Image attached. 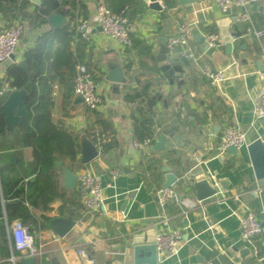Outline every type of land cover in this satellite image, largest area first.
<instances>
[{"label": "crops", "instance_id": "crops-1", "mask_svg": "<svg viewBox=\"0 0 264 264\" xmlns=\"http://www.w3.org/2000/svg\"><path fill=\"white\" fill-rule=\"evenodd\" d=\"M156 1L163 8L160 12L150 7V0H143L138 7L139 11L129 26L132 48L118 46L92 24L91 42L86 45V61L100 74L96 83L103 104L97 111L112 123L119 142V146L107 155H102L101 147L94 144L99 156L87 164V169L101 178L105 210L100 214L88 213L82 204L83 192L78 186L71 191L65 190L61 174L67 198L53 202L50 212H33L37 224L31 234L36 247L42 251V256L35 258L36 264H52L53 260L58 264H133L134 237L147 230H153L151 239L162 231L179 230L182 233L177 254L158 253L160 264H264V180H256L247 150L257 138L264 144V119L255 121L253 113L254 97L264 91V40L259 43L250 38H240L241 24L232 21L228 30L234 38V52L228 55L218 23L238 18L236 12L228 15L221 12L214 0H195L188 5H180L178 0ZM86 3L88 18L93 22L96 0H86ZM35 5L32 1L27 12L32 13ZM251 14L257 26L264 28V0L252 6ZM18 19L24 23V33L16 62L0 64V77L3 78L10 64L22 63L25 52L35 46L37 38L53 29L49 22L36 28L28 18ZM14 20L6 22L0 15V30L9 27ZM184 22L192 26L194 36L191 45L194 50L206 52L199 62L188 59L186 64L178 51L162 54L164 50H170L168 39L178 34V26ZM211 27L216 31L210 32ZM208 33L220 36L221 47L218 50H205L204 36ZM72 46H75L74 42ZM57 47L59 44H55L53 49ZM165 58L169 62H180L181 71L174 72L173 83L160 67L159 62ZM110 61L120 64L127 77V83L117 91L106 81ZM205 67L222 72L223 78L211 84L202 72ZM131 76L139 79L140 84L151 83V90L159 96L154 109L159 135L144 150L133 146L131 112L135 105L124 99L128 88L139 86ZM54 92L56 96H53ZM60 92V88L54 86L52 120H62L66 126L84 131L93 121L81 113L85 105L73 104L74 95L72 106L76 108L69 110L68 117L64 116ZM229 126L246 132V145L238 149L237 155L221 152L219 148L223 132ZM162 135L166 140L162 150L157 151L154 145ZM83 138L88 139L82 134L81 140ZM25 159L30 160L28 151H25ZM149 159H158L152 168L155 178L151 174L153 170L148 167ZM15 160L17 163L18 158ZM226 166L230 167L227 169ZM164 167H170L178 177L184 175L187 167H201L204 173L198 175L197 180H208L218 189V194L198 202L190 191L176 183L173 187L179 191L180 200L170 202L164 210L156 199L157 189L166 181ZM80 171L74 173L77 175ZM222 179L229 181L228 187L220 185ZM26 181L32 183L34 176ZM34 188L32 184L30 190ZM131 196H134L132 204L124 211ZM183 207L184 213L181 211ZM247 207L262 225V232L254 242H246L241 236L240 221ZM174 209L180 212L174 213ZM44 214L52 218L72 219L76 225L67 236L60 238L50 229V223L48 227H42ZM12 223L7 226L6 218L0 220V246L1 227L5 225V237L11 252L9 259H2L0 255V264H18L21 260L12 261L13 256L21 257L13 251ZM243 247L250 250L244 259L238 251ZM81 250L86 256L79 254Z\"/></svg>", "mask_w": 264, "mask_h": 264}, {"label": "trees", "instance_id": "trees-1", "mask_svg": "<svg viewBox=\"0 0 264 264\" xmlns=\"http://www.w3.org/2000/svg\"><path fill=\"white\" fill-rule=\"evenodd\" d=\"M104 3L113 13L125 10L130 24L143 0H104ZM30 5L31 0H0V15L6 22L28 18L36 28L45 25L49 16L56 11L64 10L68 18L66 26L42 34L37 38L35 46L25 52L22 63L27 65L28 70L22 68L21 63H12L6 68L2 80L8 87L26 90L28 93L26 117L12 133L7 130L6 116L1 109L10 92L4 93L0 98V188L5 200L7 223L20 220L29 226L31 233L37 224L33 212H50L53 202L68 196L62 187V173L56 171L55 161H63L73 172L87 169L88 165L79 159L82 134L101 147L102 155L116 149L119 142L115 138L112 123L97 110H90L86 106L81 113L91 117L93 121L82 132L66 126L62 120H52L54 86L61 90L63 115L68 117L69 110L76 108L72 106V99L78 64L88 67L95 82L100 77L99 72L86 61L87 43L83 40L76 41L80 21L88 18L86 0H42L40 5H35L32 13L27 12ZM209 30L216 31L214 27ZM55 44H59V47L53 49ZM256 50L260 51L257 47ZM131 79L139 83L137 87L128 88L124 95L128 104L135 105L131 112L133 138L138 142L146 139L154 142L159 135L154 110L159 96L151 90V83L140 84L135 76H131ZM25 151L30 155L28 161L25 159ZM15 158H18L16 164ZM156 161L149 159V169L154 168ZM229 167L226 166L227 169ZM152 170L151 174L155 178V171ZM158 173L162 174L160 170ZM30 176H34L32 183L26 181ZM32 184L35 188L31 191ZM173 212L180 211L174 209ZM41 218L42 227H48L53 219L45 214ZM1 232L0 255L2 259H9L11 252L5 237V225H2Z\"/></svg>", "mask_w": 264, "mask_h": 264}, {"label": "built area", "instance_id": "built-area-1", "mask_svg": "<svg viewBox=\"0 0 264 264\" xmlns=\"http://www.w3.org/2000/svg\"><path fill=\"white\" fill-rule=\"evenodd\" d=\"M259 0H214L221 12H236L241 24L240 38H250L259 43L264 40V28L257 26L254 21L251 8ZM92 24L100 27L103 34L118 46L129 49L133 46V39L130 31L129 19L125 10L121 13L111 12L105 5L104 0H96L95 17L93 22L87 18L80 21L78 26L79 36L76 41L83 40L86 43L91 42ZM93 25V26H94ZM24 33V23L20 19H15L9 27L0 30V64L13 61L16 62V55L20 46L21 38ZM192 26L189 23H180L178 34L168 39L167 46L172 51H178L182 57L199 62L206 52L198 53L194 50L191 42L193 40ZM208 50L215 51L221 47L220 36L216 33H208L204 36ZM14 57V60H12ZM204 76L216 84L222 78V72L214 71L209 67L203 69ZM0 77V98L6 92L14 89L2 82ZM74 95H81L84 98V105L90 110H98L103 104V97L98 90V85L93 79V75L84 64H78L76 67V76L74 79ZM56 96V92L53 93ZM253 113L255 121L264 119V91L258 93L253 100ZM246 132L238 127L229 126L225 128L220 151L226 152L230 147L237 150L246 145ZM151 139L143 142L133 141V146L144 150L151 146ZM117 175V172H114ZM77 186L83 192L82 204L85 210L91 214H100L105 210L104 188L100 176L94 174L90 169H83L78 174ZM156 199L162 209L165 210L170 202H179V191L175 187L158 188ZM186 206V205H185ZM187 207V206H186ZM184 213L185 208H181ZM7 226L8 223H7ZM242 239L246 242H254L262 232V225L256 215L247 207L246 214L240 221ZM13 251L21 254V257H12V261L24 258H37L42 256V251L36 247L34 237L29 228L20 220L12 223L10 229ZM182 242V233L179 230L162 231L157 233L154 245L158 253H164L169 256L177 254ZM79 254L86 256L85 251H79Z\"/></svg>", "mask_w": 264, "mask_h": 264}, {"label": "water", "instance_id": "water-1", "mask_svg": "<svg viewBox=\"0 0 264 264\" xmlns=\"http://www.w3.org/2000/svg\"><path fill=\"white\" fill-rule=\"evenodd\" d=\"M35 4L40 5L41 0H32ZM151 1V8L154 11H162L163 8L156 0ZM195 0H178L180 5L193 4ZM228 10L225 14H230ZM232 21H239L235 19H225L218 23L220 28V36L223 43L226 45L227 54L231 55L234 52L233 41L234 38L228 30V25ZM48 22L53 29H59L68 24L66 12L64 10L53 12ZM98 30H102L100 27ZM205 50H208V46H204ZM168 52H175L170 50H164L162 54H168ZM167 56V55H166ZM158 58V60H160ZM14 60V57H12ZM186 64L189 62L187 58H182ZM162 72L170 83H173L174 72H179L180 62L173 60L169 62L166 58L159 62ZM21 67L28 70L25 63H21ZM106 81L111 83L114 90H119L121 85L127 83V77L124 68L116 63L110 61L108 63V70L106 75ZM28 93L26 90H13L10 91L8 96L5 98L1 105V109L6 116L7 130L12 133L14 129L20 124L23 118L26 117V101ZM73 104H84V98L81 95H75ZM166 136H160L158 142L154 145V149L161 151L165 143ZM248 155L254 171V175L257 181L264 180V144L260 138H257L251 143L248 148ZM227 152L230 155H237L238 150L235 147H230ZM99 156V151L96 146L88 139L83 138L81 140V160L83 164H90ZM16 163V160H14ZM55 168L63 175V187L67 191L73 190L77 186L78 177L69 168L65 167L62 161H55ZM163 172L166 173V181L163 185L164 188H169L178 183L184 189L190 191L198 202H204L218 194V189L212 186L208 180L202 179L197 180L198 175H202L203 169L201 167H187L186 172L183 176L178 177L172 172L170 167H164ZM220 185L223 188L228 187L229 181L226 179L220 180ZM134 196H131L127 204L125 205L124 211H127L128 207L132 204ZM127 213V212H126ZM6 218L5 213V201L0 190V220ZM76 222L72 219L65 217H56L50 221V229L57 234L60 238L67 236L75 227ZM153 230H147L146 233L136 234L133 241V264H160L158 262V252L154 245V239H151V233ZM238 251L241 252V257L244 259L250 254V250L246 247L240 248ZM18 264H36L35 258H24L18 261ZM52 264H58L56 260H53Z\"/></svg>", "mask_w": 264, "mask_h": 264}]
</instances>
